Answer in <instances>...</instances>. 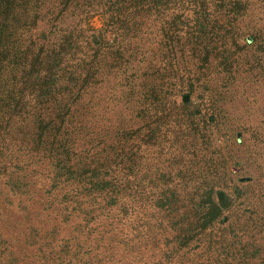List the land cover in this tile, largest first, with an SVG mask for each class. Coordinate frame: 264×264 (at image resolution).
<instances>
[{
    "label": "trees",
    "instance_id": "trees-1",
    "mask_svg": "<svg viewBox=\"0 0 264 264\" xmlns=\"http://www.w3.org/2000/svg\"><path fill=\"white\" fill-rule=\"evenodd\" d=\"M263 21L264 0H0V264H264V207L217 196L226 116L185 94L210 33L230 58Z\"/></svg>",
    "mask_w": 264,
    "mask_h": 264
},
{
    "label": "rangeland",
    "instance_id": "rangeland-1",
    "mask_svg": "<svg viewBox=\"0 0 264 264\" xmlns=\"http://www.w3.org/2000/svg\"><path fill=\"white\" fill-rule=\"evenodd\" d=\"M232 23L233 20L230 19V22L226 20L225 27L230 28ZM261 24H264V21ZM92 26L95 29L104 27V19L100 16L95 17L92 20ZM221 34L223 35L224 32L222 31ZM208 37V43L212 42L214 47L218 46L217 51L211 52L213 45L209 43L211 45L209 59L213 63L210 67L211 75L207 79H210L211 82L206 86L190 89L185 94L193 106L201 104V98L212 95L215 100H213V107L215 108L214 112L217 113L216 117H219L220 114L226 116L225 119L220 118L225 123L219 140V144L223 147L224 160L219 163L218 169L219 173L222 175L225 173V176H222L223 180L221 187L218 188L217 196L221 197L222 194L221 199L224 197L236 199L243 195L244 199L249 198L253 200L254 204H261L260 208L263 209L264 47L257 48V46L250 45L229 58L230 55L224 53L220 38L214 36L213 33H210ZM212 37H214L213 41H211ZM110 38H113V34H110ZM234 50L236 49L234 48ZM172 57L173 55L170 54L167 59ZM234 61L236 67L239 66L240 72L228 77L226 73H223V67ZM219 65L220 67H218ZM212 77L213 79H211ZM203 81L201 80L200 84L204 83ZM220 109L224 111L220 112ZM227 117L230 120L229 123L226 122ZM189 153L192 151H186L183 148L169 150L166 155L167 159L161 167L166 172H173L176 176L179 172L185 171L188 166L183 162H175L174 157L189 158L191 157L188 155ZM248 178L251 179L249 183L243 182V185L238 183L240 179ZM180 183V176L170 181L172 185L181 186ZM198 183L201 184V180L193 184L198 185ZM193 184L192 186H194Z\"/></svg>",
    "mask_w": 264,
    "mask_h": 264
},
{
    "label": "water",
    "instance_id": "water-1",
    "mask_svg": "<svg viewBox=\"0 0 264 264\" xmlns=\"http://www.w3.org/2000/svg\"><path fill=\"white\" fill-rule=\"evenodd\" d=\"M244 181H247V180H250L249 178L248 179H243ZM221 197H223V195L221 194Z\"/></svg>",
    "mask_w": 264,
    "mask_h": 264
}]
</instances>
